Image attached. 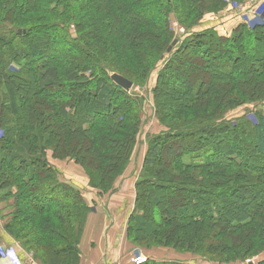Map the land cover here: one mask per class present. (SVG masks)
<instances>
[{
    "label": "trees",
    "instance_id": "obj_1",
    "mask_svg": "<svg viewBox=\"0 0 264 264\" xmlns=\"http://www.w3.org/2000/svg\"><path fill=\"white\" fill-rule=\"evenodd\" d=\"M224 6L222 0H0V192L5 190L2 176L17 184L3 205L0 201V218L4 232L26 254L29 250L15 227L27 221L25 215H33L32 223L42 215L39 236L60 245L47 249L43 263L79 264V242L91 211L82 192L60 180L47 153L56 160L73 159L87 173L89 187L101 193L123 174L137 137L146 130L142 109L147 99L111 82L116 73L135 85L113 61L107 64L104 48L123 58L138 49L131 56H138L139 65L145 47L159 51L146 78L164 63L151 92L161 129L146 136L134 207L125 227L127 241L138 244L152 238L161 246L200 250L211 238L204 230L219 227L227 233L221 251L236 247V242L247 248L263 245L264 109L228 117L212 110L264 100V12L250 16L252 20L240 19L225 37L212 28L197 30L198 13ZM171 14L188 33L168 54L174 39L168 26ZM24 16L36 24L14 27ZM47 16L53 20L46 21ZM85 16L99 30L96 35L93 26L87 27L101 43L96 49L79 29ZM36 34L44 47L30 41ZM45 49L56 55L40 54ZM191 49L199 61L188 63L181 57ZM40 55V63L33 64ZM188 64L189 76L177 83V91L161 90L169 69L180 77ZM8 88L7 98L3 89ZM252 113L254 119L248 120ZM171 114L186 117V124H169ZM235 200L243 204L237 206ZM162 203L161 214L157 206ZM243 205L248 207L245 217L229 216ZM161 219L162 227H174L173 238L165 230L154 237ZM143 264L155 263L146 259Z\"/></svg>",
    "mask_w": 264,
    "mask_h": 264
},
{
    "label": "rangeland",
    "instance_id": "obj_2",
    "mask_svg": "<svg viewBox=\"0 0 264 264\" xmlns=\"http://www.w3.org/2000/svg\"><path fill=\"white\" fill-rule=\"evenodd\" d=\"M84 1H88V0H84ZM222 2H225V6L223 9L219 10L218 12H212L210 14L208 13H198L200 15V17L198 18V20H196V23H198V25H196L197 30L204 25L205 21L208 20L210 21L213 18H216L217 16H227L228 19L234 20L236 21V23H239V20L242 18H250L251 20L253 19L252 16L253 13H259L260 15H263L264 12V0H256L255 2H253L252 5V11H248L247 13L243 14L242 10H240L239 8H243L244 6H248L245 5V3L247 2V0H243L242 3L236 4L233 0H222ZM93 5V3H92ZM243 14V15H242ZM25 15V14H24ZM92 16V20L91 22H94ZM13 17L10 16V20H8V22L12 25L11 19ZM44 18V17H43ZM23 19V18H22ZM94 19H97L96 17ZM29 18H27V16H24L23 21L22 20H18V24H13L16 25L14 27L16 28H24V26H32L36 23H31L30 21H28ZM53 20L52 16H47L46 21H50ZM214 20V19H213ZM27 21V22H26ZM81 24H80V28L81 30H84V34L87 35L89 37V42L92 43V45L94 46L93 48H97V46L100 43L99 40L97 39H92V37H96V35H98V28L96 29L93 25H91L92 23H90V19L89 17L85 16L81 18ZM96 22V20H95ZM42 22H39V24H41ZM193 23V22H191ZM96 25V23L94 24ZM84 26L86 27V29L84 28ZM88 26H93V29H96V35L93 36V34H89L87 27ZM168 26H169V33L170 35L174 38L173 40H177L179 43H177V45L175 47H173L170 51V53L172 51H174L175 49H177V47L179 46L178 44H180L183 39H185V37L187 36L188 31L185 29L184 26H180L178 24V22L176 21V18L174 17L173 14H171L168 18ZM4 27H6V29H10L12 28L9 27L7 24L4 25ZM13 27V28H14ZM194 28V29H196ZM70 29L73 31V27L70 26ZM73 35V32H72ZM74 36V35H73ZM40 36L36 35H31L30 37V41L31 42H36L37 44H41L43 47L45 46V41L42 40H38ZM115 39L118 41L119 40V35L116 34L115 35ZM172 40V41H173ZM171 45V44H170ZM52 46V45H51ZM161 47V46H160ZM98 48H102L98 47ZM146 51L145 53L142 55V58L140 59V65L138 64V56L135 57L131 56L134 53L136 54V50L132 51L131 53H127L129 55V57L126 55V58L121 57L118 54H109L108 50L106 48H104V54H105V58L107 59V64H110L112 61V66L114 65L118 70L122 71L121 73H125V75L127 74V76H129L135 83V85H133V87L131 88V90L129 91V93L131 94H139L144 95L145 99H147L146 104H144L145 106L142 109V121L145 123L144 127L146 128V131L144 133H141L137 139H136V144L135 147L132 151L131 154V158L129 160V164L128 166H126V168L124 169V172L122 175H120L117 179H115V181H113L112 185L111 182L109 184V187H107V189H104L103 192L101 191V193H99L97 190L91 188L92 190H94L99 196L104 195L106 196L107 194H110V191L112 189H115V184L116 182L124 175L127 174L129 172V170L133 169V171L139 175L140 174V170H141V166H142V158H143V153L146 150L147 147V142H146V136L149 133V131L151 132H157L158 129H161V127L159 126V124L157 123V121H155V113H154V108H153V98H152V94L151 92L154 90L155 88V82H156V78H157V74L160 71V68L164 67V63L159 62L157 65H155V67L152 69L153 72L150 74V76H148V78H146V75L148 74L146 70L149 71V69L154 65V63L157 60V57L159 55H157L159 53L156 52L155 50H151L149 49V47H145ZM163 49V48H162ZM134 50V49H133ZM138 52V51H137ZM40 54H44V55H48L49 58L54 57V55H56V51H54L53 53H51L48 50H42V52ZM169 54V53H168ZM57 55L59 57H61L59 55V53L57 52ZM181 57H185V61L189 63L190 62H196L199 61L198 60V55L196 56L195 54H193V50H187L185 52H183V54L181 55ZM112 58V59H111ZM136 58V59H135ZM84 59V58H83ZM146 59L148 61H146ZM194 59V60H193ZM41 61V55L35 58V62H33V64L35 63L36 65L39 64ZM174 65V64H172ZM179 65V64H175L174 66ZM173 67V66H172ZM189 64L186 65L185 67L183 66V70L180 73V77H177L175 75H173V73L171 72V69H169V72L165 75V77H163V79L160 81L162 84V89L164 90V92H175L177 91L176 89L179 88L177 85V83L182 82L183 79L187 76H189L187 69ZM207 78L212 80L210 73H205ZM202 78V77H200ZM197 78H195L196 80ZM203 79V78H202ZM191 80L195 81L194 79ZM11 89L8 88V90L6 91L5 89H3V95L5 97H9L8 95H10V91ZM9 91V92H8ZM190 92V90H189ZM188 92V93H189ZM18 94H21L22 91L19 90L17 92ZM172 94V93H171ZM174 94V93H173ZM172 94V95H173ZM174 98L178 99L177 101H179L180 98L177 97V95L174 96ZM163 99V98H161ZM257 108H262L264 109V100L260 101V102H256V104L252 103V104H245L242 106H230V107H225L223 105L218 106L213 108L212 111H215V113L217 114V116H225L228 117V115L230 116H242L245 112L250 111V110H254ZM145 113H150L151 117L150 118H146ZM216 116V115H215ZM186 118V117H185ZM184 117H182L181 115H175V114H171L170 116H168V118H166V122H168L169 124H176V125H185L186 124V120ZM248 120H252L253 118V113L248 117ZM172 122V123H170ZM2 130L0 129V138L2 136ZM150 134V133H149ZM141 143V146H138ZM139 147V148H138ZM141 148V149H140ZM138 152V154H137ZM137 154V158H135L136 161H134V157ZM46 159H48V163L59 173V177L60 180L63 181L64 183L66 182L65 180H63L62 176L65 174L68 177H73V179H84L85 181L87 180V186L89 187V177L87 175L86 172H84V170L82 169V167L80 165H78L73 159L68 160V159H53L51 157V154L48 152L46 155ZM4 174V173H3ZM6 175V174H4ZM7 177V176H6ZM5 176H2V179L4 181V188L5 190H2L0 192V201L2 204V200H4L6 197H8V195L15 193V188L17 187L16 183H13L12 179L6 178ZM68 183V182H66ZM69 185H71L70 183H68ZM80 185V184H77ZM73 187H75L73 184L71 185ZM113 186V187H112ZM77 190H79L80 192L83 191L82 188H78L75 187ZM112 188V189H111ZM82 189V190H81ZM106 190V191H105ZM114 192V191H113ZM111 192V193H113ZM163 195V193H161ZM83 195V193H82ZM8 199V198H7ZM5 199V200H7ZM236 201V200H235ZM55 202V201H54ZM135 202V201H134ZM134 202L132 204V209L134 207ZM56 205L59 204L55 203ZM243 204V203H241ZM239 202L236 201L235 205H241ZM3 205V204H2ZM10 204H7V207H9ZM233 206V205H232ZM159 209V213L162 214L163 212V203L160 204L159 206H157ZM247 206L244 207V205L242 206V208L236 209L235 213H232L231 215H229L230 217H234V218H243L245 217V215L247 214ZM148 211V209H147ZM88 215V214H87ZM30 214L25 215L24 220L25 223H21L17 220L16 222H19L15 228L19 229V232H21L20 238H21V242L24 244V246L29 250V254H27V259L29 260H33L35 261L36 264H44L43 260L47 249H54V248H58L60 245L56 240H52V241H44L43 238H41L39 236V231L37 230V228H39L40 226H42L41 224L43 223V219L44 217L42 215L40 216H36L34 223H32L31 221H29L31 217H29ZM45 216V215H44ZM162 217V215H161ZM157 220V219H156ZM163 220L161 219L160 222L157 224L155 223L157 231L155 232L154 237H158V235L160 236L161 234H163V231H167L168 236L170 237H174L176 234L173 233L172 229H174V227H162L160 224H162ZM88 222V216L87 219L85 221ZM15 223V222H13ZM54 224H57V226L59 225L58 222H54ZM40 225V226H39ZM39 226V227H38ZM211 226L215 227L214 224H211ZM85 227V226H84ZM247 228L245 229H241L242 232H245ZM83 232H84V228H83ZM205 235L211 237L209 239H207V243H206V248L204 249V247L202 249H193V250H187L186 248H180L179 246L177 247H173V246H169V247H165V246H161L158 245L157 242H155V239L152 238H145V241H143L142 243H130L129 241H127L126 239V230L121 232L122 236H123V243H125V245L121 248H117V251H119V254L125 253V259H117L112 261L111 263L113 264H132V260L134 258V256L136 255H141L143 257H145L146 259H149L150 262L155 263V264H249L250 262L252 264H260L262 261H264V243L262 246H260L259 249L257 248H251V247H246L242 246L239 243H235L236 247L233 248H229L228 250L223 249V251H221V246L219 245L220 242L222 243V239L224 238V235L227 233H223L222 230L219 229V227L217 228H211V229H206L204 230ZM236 235H239L238 233H236ZM209 245H212L210 248ZM17 246H19L17 244ZM248 246V245H247ZM20 247V246H19ZM0 261L3 260V258H5V261H7V264H22L20 258H19V254H18V250H16V248L13 247H4L2 245H0ZM146 248V249H145ZM21 249V247H20ZM22 250V249H21ZM22 253H24V255L26 254V252L24 250H22ZM143 254V255H142ZM33 257V259H32ZM79 259H80V255H79ZM81 260V259H80ZM80 263V262H79Z\"/></svg>",
    "mask_w": 264,
    "mask_h": 264
},
{
    "label": "crops",
    "instance_id": "obj_3",
    "mask_svg": "<svg viewBox=\"0 0 264 264\" xmlns=\"http://www.w3.org/2000/svg\"><path fill=\"white\" fill-rule=\"evenodd\" d=\"M213 19L210 21L206 20L204 25L198 30L212 28L218 36L225 37L237 26L236 21L228 19L227 16H217ZM138 146H141V143ZM137 154L133 156L134 161H136ZM133 169L129 170L127 174H124L116 182L115 191L106 196H99L94 190L88 187L87 180L73 179V177L70 178L65 174L62 176L66 182L83 189V199L91 208L88 214V222L85 224L84 232L79 242L81 259L79 264H99L103 261L112 262L117 259L126 260V252L119 254L117 248L125 245L122 241L123 236L121 232L126 230V223L132 210V204L135 201L134 184L138 175ZM0 245L16 248L22 264H36L35 261L27 259V254L24 255L20 247L4 232L1 218ZM0 264H7L5 258L0 261Z\"/></svg>",
    "mask_w": 264,
    "mask_h": 264
},
{
    "label": "water",
    "instance_id": "obj_4",
    "mask_svg": "<svg viewBox=\"0 0 264 264\" xmlns=\"http://www.w3.org/2000/svg\"><path fill=\"white\" fill-rule=\"evenodd\" d=\"M177 43H178L177 40H173V42L171 43V45L167 49V53L170 52L171 49L177 45ZM110 80H111V82H113L114 85H116L117 87H119L120 89H122L126 93L129 92L131 90V88L133 87V85L130 81H128L127 79H124L122 76H120L116 73H113L110 76ZM249 264H252V263L250 262Z\"/></svg>",
    "mask_w": 264,
    "mask_h": 264
},
{
    "label": "built area",
    "instance_id": "obj_5",
    "mask_svg": "<svg viewBox=\"0 0 264 264\" xmlns=\"http://www.w3.org/2000/svg\"><path fill=\"white\" fill-rule=\"evenodd\" d=\"M255 1L256 0H247L245 5H248V6H244L243 8H239V9L242 10L243 14L247 13L248 11H252L253 12L252 5H250V4H253V2H255ZM254 14H256V13H253L252 15H254ZM145 262H146V258L141 256V255L134 256V258L132 260V264H143ZM99 264H113V263L108 262V261H103L102 263H99Z\"/></svg>",
    "mask_w": 264,
    "mask_h": 264
}]
</instances>
